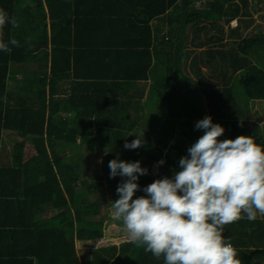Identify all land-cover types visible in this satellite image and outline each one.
I'll return each mask as SVG.
<instances>
[{"label": "trees", "instance_id": "1", "mask_svg": "<svg viewBox=\"0 0 264 264\" xmlns=\"http://www.w3.org/2000/svg\"><path fill=\"white\" fill-rule=\"evenodd\" d=\"M178 1L0 0L17 21L0 36L18 41L0 51V264H163L143 245L118 240L127 234L111 218L110 203L126 177L108 181L110 201L100 172L82 178L96 170L99 150L111 149L104 158L109 179L120 146L121 160L148 169L135 199L179 170L204 134L195 124L205 116L225 128L219 140L249 135L264 146L252 110L254 100L264 101V33L242 36L250 26L247 0H186L184 13L167 18ZM17 68H30L34 77L13 78ZM65 90L67 97L59 96ZM202 92L206 103L194 96ZM142 129L143 146L125 149L137 138L129 134ZM4 135L12 143L7 160ZM62 142L92 151L71 161L57 150ZM224 227L242 263L264 264V217Z\"/></svg>", "mask_w": 264, "mask_h": 264}, {"label": "clouds", "instance_id": "2", "mask_svg": "<svg viewBox=\"0 0 264 264\" xmlns=\"http://www.w3.org/2000/svg\"><path fill=\"white\" fill-rule=\"evenodd\" d=\"M8 23L17 27L15 17L0 9V30ZM9 45L18 41L0 36V51L10 52ZM195 128L204 134L180 158L179 170L147 185L146 195L133 199L139 176L148 173L140 161L119 155L109 161L110 178L126 177L116 189L119 198L110 203L111 218L122 223L129 242L143 245L163 264H241L224 226L264 217V146L249 135L219 140L225 128L210 115ZM144 130L130 133L137 138L124 148L143 146Z\"/></svg>", "mask_w": 264, "mask_h": 264}, {"label": "rangeland", "instance_id": "3", "mask_svg": "<svg viewBox=\"0 0 264 264\" xmlns=\"http://www.w3.org/2000/svg\"><path fill=\"white\" fill-rule=\"evenodd\" d=\"M238 2L243 5V0H238ZM183 5H185V1H180V4L178 7L181 8ZM247 11L249 12V14L245 15L243 18L250 21V23H249L250 26L243 30L242 36L243 35H253V34H257V33H264V0H247ZM180 12H181V9H179L177 7H173L168 12V14H166V16H171V14L176 15ZM239 20L240 19L235 18L234 21H230V26H236L239 23ZM226 25L228 26L229 22H227ZM227 26H225V27L229 29V27H227ZM163 27L165 30H167V28H168V26L166 24ZM230 39H233V38L228 35V31H227L225 40L229 41ZM188 56H190V54H188ZM190 58H189V60H190ZM189 60H188V62H190ZM206 68L203 67V70L206 71L204 73H207L208 77H212L215 81H219L220 87H223L224 80L222 78H214L212 75H210L209 67H208V71L206 70ZM13 76H19L20 78H24V79L25 78H33V72L30 68H28V69L17 68L12 73V77ZM206 88H213V85L210 83V84H208V86ZM189 91L191 92V90H189ZM194 96L198 97L199 99L205 98V100L207 102V94L205 92H202V95H198V94L195 95L194 94ZM252 110L257 112V114H259L258 115L259 117L255 116L254 118L256 119V122L259 124L258 126H260V128L262 129V133L264 134V101L254 100V102L252 103ZM191 115H192V113L188 112V116H191ZM184 127H185V124H184ZM185 128H187V127H185ZM57 147H58V150L61 152H64V154L67 156V159H69L71 161H79V160H81V159H79V157L82 158V155H83L82 150H80L78 147L75 148V147H72L68 144L64 145L63 142L59 143L57 145ZM119 148H117L114 151V153L112 154L114 158H116L117 155H119V152H118ZM88 150H89V152H86V150H83V151H84V153H90V151H92L91 149H87V151ZM110 151H111V149L110 150L109 149L99 150V153H98L99 159L97 158L98 163L96 164L97 165L96 166L97 168H95L96 170L95 169H94L95 171L90 170L87 172V174L85 173L82 177V178L87 177L88 179L93 180V179H96L95 177H98L96 174H98L100 172V174L102 175L101 178H103L102 180H104V186L107 187L106 188V191H107L106 197H108V201L113 200V197H114L113 195H111L108 192V189L110 188V184L108 181H110V183H111V178L110 179L108 178V174H107L108 168L106 167L107 161H106V159H104L106 157L107 152H110ZM11 152H12L11 136L9 137V136L4 135L3 136V142H2V153H1L2 159L7 160L10 157ZM122 152H123V150H122ZM87 155H89V154H87ZM120 155H122V153ZM119 159L121 160V156H119ZM153 164L154 163L151 164L149 170H152ZM103 174H105L104 177H103ZM85 194L87 197L90 196V198L96 197V192L87 191ZM107 228H108V225H107ZM120 236L121 237H118V240H121V239L123 241L129 240L128 236L125 238H123V236L121 234H120ZM117 242L122 243L119 241H117ZM82 253H83L82 250H80L78 252V254H82ZM86 253H87V251H85V254ZM88 255H90V254H88ZM84 257L85 256H83V255L81 256V258H84Z\"/></svg>", "mask_w": 264, "mask_h": 264}, {"label": "crops", "instance_id": "4", "mask_svg": "<svg viewBox=\"0 0 264 264\" xmlns=\"http://www.w3.org/2000/svg\"><path fill=\"white\" fill-rule=\"evenodd\" d=\"M180 1H185V5H183L181 8L178 7L179 4H180ZM189 1H193V0H189ZM222 1H238V0H222ZM178 2H179V3H178ZM178 2H177V4H176L174 7H177V8H179V9H181V12L184 13V12H185L184 10H185V8H186V0H179ZM181 12H180V13H181ZM167 14H168V13H167ZM171 15H172V16H166V17H167V18H168V17H171V18H177V16L179 15V13L176 14V15H173V14H171ZM160 23H162V22H160ZM165 24H166V25L168 24L167 19L165 20V23H162V26H164ZM153 25H154V27H155V26H156V22L153 21ZM157 25H159V24H157ZM167 26H168V25H167ZM168 29H169V28H167V30H165V29H164V30H165V31H168ZM33 77H34V74H33ZM13 78H16V79H23V78H20L19 76H14ZM30 79H32V78H30ZM142 86H143V85H142ZM149 86H150V85H149V82H148L147 84L144 85V90H146V92L148 91ZM61 90H62V89H61ZM60 93H61V94H60L59 96H61V97H67V95H68V93H69V90H68V91L65 90V93H63V91H60ZM203 99H204V103H206L205 98H203ZM185 118H187V117L183 116V117L181 118V120H183V119H185ZM179 126H180V127H179ZM181 128H182V125L179 124V125H178V129H181ZM57 150H58V147H57ZM82 150H86V152H87V148H86V149L84 148V149H82ZM123 150L125 151L124 148H123ZM166 150H167V149H166ZM58 151H59V150H58ZM254 260H256V258H255ZM263 261H264V260H263ZM241 264H244V263L241 262Z\"/></svg>", "mask_w": 264, "mask_h": 264}]
</instances>
